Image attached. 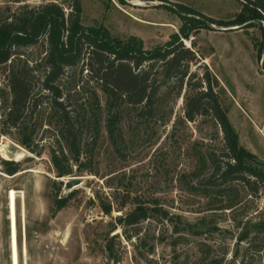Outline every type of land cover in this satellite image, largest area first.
Returning a JSON list of instances; mask_svg holds the SVG:
<instances>
[{
    "label": "rangeland",
    "instance_id": "rangeland-1",
    "mask_svg": "<svg viewBox=\"0 0 264 264\" xmlns=\"http://www.w3.org/2000/svg\"><path fill=\"white\" fill-rule=\"evenodd\" d=\"M48 1L69 11L72 0L23 2L35 6ZM79 1L82 24H102L113 36L133 38L145 49L162 45L181 25L177 13L161 0ZM168 1L214 20L215 27L204 24L182 38L195 54L189 72L209 73L238 144L264 169V73L259 59L264 33L231 22L240 10L238 0ZM22 3L0 0L11 9ZM46 47L44 40L23 47L21 58L13 60L28 65L36 85L35 101L19 125L30 137L29 147L20 143L17 128L4 124L0 106V264H13L12 191L18 264H264V233L253 226L264 220V183L210 178L212 157L225 161L227 150L211 115L193 120L184 116L186 98L193 92L186 80L180 87L176 79L163 76L158 64L152 70L157 85L152 115H144L141 105L123 104L108 124L93 74L81 63L67 68L58 82L66 109L79 113L78 167L61 137L60 114L39 87ZM7 67L0 64V89L7 90ZM53 152L70 174L57 176ZM14 165L16 171L8 174L7 167ZM71 180L79 182L66 187ZM56 195L68 196L59 210L53 206ZM136 201L147 208L148 217L134 225L120 224L118 218Z\"/></svg>",
    "mask_w": 264,
    "mask_h": 264
},
{
    "label": "trees",
    "instance_id": "trees-1",
    "mask_svg": "<svg viewBox=\"0 0 264 264\" xmlns=\"http://www.w3.org/2000/svg\"><path fill=\"white\" fill-rule=\"evenodd\" d=\"M12 1L22 3L25 0ZM161 1L166 2L161 5L177 13L181 25L178 32L172 33L162 45L150 49L143 48L133 38L123 40L113 36L102 24H82L79 0L71 1L69 11L55 1L35 6L23 2L14 9L0 4V64H8L7 90L0 89L4 96L0 99L4 124L8 129L17 128L20 143L25 147L30 146V137L19 125L23 122L31 101H35L32 93L36 85L28 65H15L13 60L15 57L21 58V48L44 40L47 46L42 58L45 70L39 79V87L47 92L51 105L59 112L61 137L68 148L70 159L80 167L81 129L76 125L79 113L67 110L60 100L63 89L58 81L66 69L81 63L93 74L104 96L103 104L108 114L106 120L111 124L117 117L118 107L123 104L141 105L144 115H152L157 89L156 71L152 70L160 64L164 77L176 79L180 87L186 80V85L193 90L186 98L184 116L193 120L196 115H211L220 127L227 158L225 161H217L212 157L210 178H218L222 182L239 180L246 184L264 183V169L259 166L261 162L238 144L237 133L213 90L209 73L198 76L189 72V62L195 59V54L183 45L182 38L188 39L194 30L204 24L208 26L206 22L212 23L214 20L182 3ZM238 1L240 10L231 22L244 24L246 28L256 26L264 33V0ZM263 48L264 40L259 48V59L262 56L264 72V50L261 54ZM193 77L196 80L193 81ZM96 103L100 106L98 98ZM108 132L113 135L110 128ZM61 159L55 152L51 154L58 177L71 173L69 167L61 164ZM15 171V165L6 169L8 174ZM67 200L68 196L56 195L53 206L59 210ZM148 214L147 208L136 201L134 208L119 217L118 221L122 225H134L148 217ZM253 226L264 233L263 219Z\"/></svg>",
    "mask_w": 264,
    "mask_h": 264
},
{
    "label": "bare ground",
    "instance_id": "bare-ground-1",
    "mask_svg": "<svg viewBox=\"0 0 264 264\" xmlns=\"http://www.w3.org/2000/svg\"><path fill=\"white\" fill-rule=\"evenodd\" d=\"M10 214L12 223V243H13V264H18V249H17V226H16V192L10 193Z\"/></svg>",
    "mask_w": 264,
    "mask_h": 264
},
{
    "label": "water",
    "instance_id": "water-1",
    "mask_svg": "<svg viewBox=\"0 0 264 264\" xmlns=\"http://www.w3.org/2000/svg\"><path fill=\"white\" fill-rule=\"evenodd\" d=\"M206 24H207L208 26L215 27L214 25H212V24L209 23V22H206ZM218 28H220V27H218ZM232 28H238V25L228 27V29H232ZM262 72H263V69H262ZM263 73H264V72H263ZM78 182H79L78 180L67 181V182H66V187H68V188H72L74 185L78 184Z\"/></svg>",
    "mask_w": 264,
    "mask_h": 264
}]
</instances>
